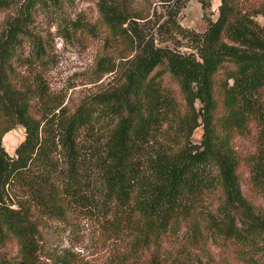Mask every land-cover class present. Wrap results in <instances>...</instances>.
<instances>
[{"label": "trees", "instance_id": "obj_1", "mask_svg": "<svg viewBox=\"0 0 264 264\" xmlns=\"http://www.w3.org/2000/svg\"><path fill=\"white\" fill-rule=\"evenodd\" d=\"M160 1L167 10L157 33L173 48L137 31V20L149 11L101 2L106 42L122 36L127 47L118 56L132 57L119 88L74 109L36 110L34 102L46 95L38 76H7L27 31L21 8L6 21L0 35V248L15 243L19 264H38L36 215L60 218L95 187L134 215L145 242L186 227L264 251V26L256 19L264 17V0H220L215 20L203 15V32L179 24L186 0ZM210 1L198 0L203 12ZM12 6L0 0V12ZM35 51L37 59L45 54L41 46ZM100 113L110 121L101 147L84 154L78 137ZM16 126L24 139L11 156L2 139ZM199 127L201 141L194 143ZM252 128L255 151L243 156L233 141ZM241 167L263 206L244 194ZM208 203L215 209L204 210Z\"/></svg>", "mask_w": 264, "mask_h": 264}, {"label": "rangeland", "instance_id": "obj_2", "mask_svg": "<svg viewBox=\"0 0 264 264\" xmlns=\"http://www.w3.org/2000/svg\"><path fill=\"white\" fill-rule=\"evenodd\" d=\"M101 2L122 4L132 12L149 11L144 19L137 20V31L147 39L153 35L162 46L174 47L165 35L157 33L167 10L160 0H12L13 6L0 12V35L6 21L15 17L20 8L27 34L15 48L18 57L12 59L7 76L28 79L38 76L46 95L43 101L34 102L36 110L58 105L74 109L81 101L116 90L122 84L132 55L119 58V50L124 44L127 47L122 36L106 42V30L99 14ZM219 4L220 0H211L210 7L203 12L198 0H186L177 20L184 28L203 32L205 19L217 18ZM256 19L264 26L263 16ZM177 42L181 51H188L183 40ZM37 46L45 52L41 59L36 58ZM109 123L100 113L93 125L80 133L78 144L84 154L100 149ZM201 136L199 127L191 139L199 143ZM23 139V127L16 126L4 135L2 143L7 151L11 142H16L7 151L13 156ZM233 146L243 156L254 152V129L235 136ZM239 172L244 194L256 206H263L261 196L247 184L246 168L241 167ZM89 181L94 187L98 184L93 176ZM85 197L67 205L65 215L60 218L36 215L38 264H54L58 260L64 264H264V251L242 249L215 233L198 235L186 227L145 242L129 210L105 201L96 187L88 190ZM213 209L215 205L208 203L204 210ZM19 261L15 243L0 248V264H19Z\"/></svg>", "mask_w": 264, "mask_h": 264}, {"label": "bare ground", "instance_id": "obj_3", "mask_svg": "<svg viewBox=\"0 0 264 264\" xmlns=\"http://www.w3.org/2000/svg\"><path fill=\"white\" fill-rule=\"evenodd\" d=\"M15 145H16V142H11V145H10V146H8V148H7V149H8V150H9V149L11 150V148H14V147H15ZM8 150H7V151H8ZM12 150H13V149H12ZM14 150H15V149H14ZM14 150H13V151H14Z\"/></svg>", "mask_w": 264, "mask_h": 264}]
</instances>
